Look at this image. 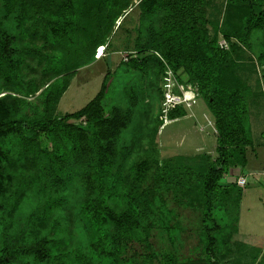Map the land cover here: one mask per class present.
Wrapping results in <instances>:
<instances>
[{"label": "trees", "instance_id": "16d2710c", "mask_svg": "<svg viewBox=\"0 0 264 264\" xmlns=\"http://www.w3.org/2000/svg\"><path fill=\"white\" fill-rule=\"evenodd\" d=\"M217 2L0 0L6 15L15 8L23 13L29 11L36 22H41L45 43L53 47L48 55L33 47L16 46L13 37L0 25V196L6 190L5 171L13 162L11 137L24 145L28 133L34 136L43 133L51 143L42 156L49 162V176H53L49 179L56 182L60 177H74L82 187L77 219L87 237L86 252L92 264L178 263L176 254L156 249L152 241L156 224L163 222V217H154L142 199V192L137 194L119 181L116 148L129 115L118 107L110 109L108 115L105 112L108 73L85 106L60 117L55 114L76 70L101 57L113 33L136 9L134 49L137 53L160 52L180 82L197 87L213 117L216 158L207 164L197 185L204 237L201 254L209 264L228 257L230 242L237 232L241 194L236 178L224 185L221 180L229 166L242 168L247 164L246 150L252 144L247 107L251 92L243 83L227 82L225 65L229 54L216 48L215 36L209 37L206 13L218 8ZM225 4L244 10L240 29L222 31L226 38L240 32L245 36L252 29L264 27V9L256 11L253 0H225ZM29 56L36 58L42 67L39 82L25 79L22 72L25 57ZM146 61L157 63L160 80L163 68L154 57H144L140 62L130 59L128 64L136 66ZM180 72L187 78L179 77ZM179 110L176 107L170 112L172 119L181 114ZM232 203L234 212L229 209L223 213L221 204L229 207ZM47 244V239H41L28 247L37 262L52 259ZM15 258L1 251L0 264L12 263Z\"/></svg>", "mask_w": 264, "mask_h": 264}, {"label": "rangeland", "instance_id": "374dc122", "mask_svg": "<svg viewBox=\"0 0 264 264\" xmlns=\"http://www.w3.org/2000/svg\"><path fill=\"white\" fill-rule=\"evenodd\" d=\"M253 1L256 11L264 9V0ZM216 2L219 7L206 13L209 37L215 36L216 48L229 54L225 65L227 82L243 83L251 92L247 107L252 144L246 150L247 164L242 168L229 166L221 183L247 175L246 185L237 186L243 199L237 209L241 213L240 225L244 230L254 223L264 232L261 214L264 212V27L252 29L245 36L240 32L226 38L222 31L240 29L244 10L228 7L225 0ZM16 9L6 15L0 3V25L13 37L15 45L51 54L53 47L43 39L41 22H36L29 11ZM137 28L138 10L134 9L113 33L103 55L76 70L55 114L60 117L85 106L108 73L103 108L107 115L113 107L129 115L116 148L120 183L137 194L142 192V199L154 217H163V222L156 224L152 240L156 249L176 254L177 264H209L201 254L204 237L197 185L207 164L216 158L214 120L203 98L198 97L190 107L181 106V114L161 129L160 69L155 62L136 66L128 62L154 57L161 63V69L169 65L156 50L137 53L134 49ZM220 41L227 43L226 49L219 48ZM25 63L26 67H22L25 79L41 81L39 61L29 56L25 57ZM178 75L187 78L182 72ZM171 116L168 118L172 119ZM26 137L24 145L11 137L13 162L5 171L6 190L0 196V253L7 251L16 257L9 264H92L86 252L87 237L77 219L82 187L74 177H60L56 182L49 179L53 177L49 176V162L42 156L49 151L50 140L43 133L36 136L28 133ZM232 193L236 194L235 190ZM223 207L221 204L223 213L235 208L233 203ZM250 212L258 213L255 221ZM238 218L239 215L236 227ZM41 239L48 240L52 259L37 262L28 247ZM262 243L260 239L235 237L229 245V256L212 264H264Z\"/></svg>", "mask_w": 264, "mask_h": 264}, {"label": "built area", "instance_id": "2783aa9c", "mask_svg": "<svg viewBox=\"0 0 264 264\" xmlns=\"http://www.w3.org/2000/svg\"><path fill=\"white\" fill-rule=\"evenodd\" d=\"M218 45L220 49L227 48V43L225 41H220ZM95 57H97V54ZM160 92L161 100L159 118L162 121L161 129L170 123L171 120H175V118H168V115L174 108L181 106L190 107L199 97L197 87L191 83L180 82L174 71L167 65H164L162 69ZM246 182L247 180L243 176L236 178V185L238 187H243L246 185Z\"/></svg>", "mask_w": 264, "mask_h": 264}, {"label": "crops", "instance_id": "0c3cea01", "mask_svg": "<svg viewBox=\"0 0 264 264\" xmlns=\"http://www.w3.org/2000/svg\"><path fill=\"white\" fill-rule=\"evenodd\" d=\"M241 176L245 177L246 180L248 179L247 175H241ZM242 201H243V199H240L239 205L242 203ZM250 214H254L252 221H255V217L254 216L257 215L258 213H256V212H254V213L250 212ZM261 214L263 215L262 219L264 220V212H262ZM238 215H239V218H238L239 221H238V224H237V232L233 235L232 239L233 238L235 239V237H237V238L243 237L246 240H250V239L258 240V239H260V240H263V243L262 244L264 245V232H262L260 230V228L257 227L254 223L252 225L253 227L252 226H250L248 228L244 227L245 229L243 230V228H241V225H240V218H241L240 216H241V213L239 212ZM251 219L252 218H250V222H251Z\"/></svg>", "mask_w": 264, "mask_h": 264}, {"label": "bare ground", "instance_id": "6f19581e", "mask_svg": "<svg viewBox=\"0 0 264 264\" xmlns=\"http://www.w3.org/2000/svg\"><path fill=\"white\" fill-rule=\"evenodd\" d=\"M103 54H101V56H102Z\"/></svg>", "mask_w": 264, "mask_h": 264}]
</instances>
